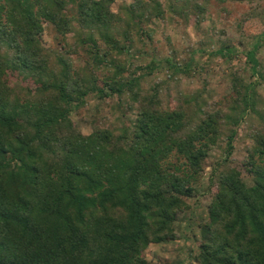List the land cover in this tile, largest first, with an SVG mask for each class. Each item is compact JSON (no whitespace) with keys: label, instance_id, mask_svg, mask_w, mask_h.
I'll return each mask as SVG.
<instances>
[{"label":"trees","instance_id":"trees-1","mask_svg":"<svg viewBox=\"0 0 264 264\" xmlns=\"http://www.w3.org/2000/svg\"><path fill=\"white\" fill-rule=\"evenodd\" d=\"M114 1L0 0V264H148L144 253L150 245L176 240L175 223L191 208L186 201L195 196L213 148L225 143L223 151L233 156L243 130L251 142L244 161L220 159L213 165L212 202L199 226L195 260L264 264L259 43L243 55L255 79L234 73V96L224 98L219 110L205 111L201 95L182 92L178 108H167L159 97L167 81L149 90L141 86L162 62L152 57L140 67L134 57L149 49H137L135 40H152L145 25L167 12L185 20L196 14L202 22L212 0H134L125 18L112 11ZM45 24L62 37L100 33L109 51L91 53L97 67L115 72L103 80L94 73L73 74L62 55L55 58L58 70L42 45ZM226 51L231 53L217 54ZM163 61L172 85L190 74L189 64ZM14 73L34 78L43 97L18 94L9 80ZM114 97L138 110L131 129L95 126L85 135L74 126V110ZM254 116L259 123L243 127Z\"/></svg>","mask_w":264,"mask_h":264},{"label":"rangeland","instance_id":"rangeland-1","mask_svg":"<svg viewBox=\"0 0 264 264\" xmlns=\"http://www.w3.org/2000/svg\"><path fill=\"white\" fill-rule=\"evenodd\" d=\"M146 1L152 3L155 0ZM160 1L165 4L164 0ZM133 2L134 0H115L111 9L116 14L124 15L125 18V10ZM198 18L196 14H193L185 20L167 12L163 20L151 19L150 24H146L145 28L153 34L152 40L136 38L134 43L137 49H149L148 55H137L134 59L143 68L152 61V57L157 62H162L163 68L142 80L141 86L149 90L155 84L167 81L160 87L165 89V92L158 95L163 97L165 107L178 108L180 104L177 99L178 92H182L188 97L201 95L204 110L213 113L220 109L221 103L225 101L224 98L234 96L233 92H230L234 73L246 77L248 81L255 79L252 78L251 66L243 55L253 50L256 43H259L257 57L261 68L264 69V0L244 3L227 1L224 4H221L219 0H212L205 19L199 22ZM44 26L42 45L52 56V61L57 65L58 70L61 66L55 58L62 55L71 65L73 74L81 73L80 76L84 74L91 76L94 73L99 80H103L106 76L110 78L115 72L114 68H107L105 65L97 67L98 60L93 58V54L96 55L97 52L102 54L109 51L107 44L99 36L100 33L89 34L84 31L82 36L67 33L62 37L54 26L50 24ZM78 26L79 24L75 30L80 29ZM90 37H93V41L97 43V48L93 47ZM224 49L231 50V53L226 51L224 56L217 54ZM115 56L117 53H113V57ZM165 59L177 62L180 66L189 64L190 74L181 75L182 77H178L179 81L172 85L168 82L170 69L163 61ZM131 61L132 59L128 61V66L132 63ZM143 73H145L144 70L138 71V75ZM124 75L127 76V73L125 72ZM9 77L12 87L18 90V94L28 95L30 100L43 97L40 93L41 89H38V82L34 78L33 80L29 77L21 78L18 73ZM153 92L150 91V93ZM259 92L264 94V82ZM120 102L117 97L106 101L90 100L85 108L74 110L71 120L74 126L85 135L92 133L95 126L131 129L139 114L138 110H130L127 99L124 100V106ZM259 121L257 116L247 118L243 127L251 123L258 124ZM250 146L251 142L246 139V131L243 130L233 156L228 157L223 151L225 143H219L213 148L205 161L195 196L186 201L191 208L183 210L175 223L176 240L150 245L144 253L148 264H198L195 255L201 239L199 226L207 221L208 207L212 202L213 190L210 175L213 165L220 159L244 161ZM172 161L176 162L175 159ZM243 173L248 182H251V178L244 170Z\"/></svg>","mask_w":264,"mask_h":264}]
</instances>
